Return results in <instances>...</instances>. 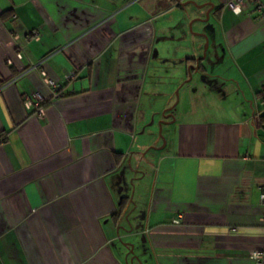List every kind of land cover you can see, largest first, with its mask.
Wrapping results in <instances>:
<instances>
[{
  "label": "crops",
  "instance_id": "0c3cea01",
  "mask_svg": "<svg viewBox=\"0 0 264 264\" xmlns=\"http://www.w3.org/2000/svg\"><path fill=\"white\" fill-rule=\"evenodd\" d=\"M187 1L0 0V264H254L264 0ZM191 91L216 107L173 120Z\"/></svg>",
  "mask_w": 264,
  "mask_h": 264
},
{
  "label": "rangeland",
  "instance_id": "374dc122",
  "mask_svg": "<svg viewBox=\"0 0 264 264\" xmlns=\"http://www.w3.org/2000/svg\"><path fill=\"white\" fill-rule=\"evenodd\" d=\"M206 16V12L203 15V18ZM212 21V17H210L209 19H207L204 23H210ZM189 23H191V21L188 22V25H190ZM200 23V22H198ZM202 23V22H201ZM192 28L188 29L189 33H195L196 30V25L197 22H193L192 24ZM206 60H201V59H195L194 62H197L199 64L198 66V70H206L210 73L211 71H213L212 67H208L207 64L205 63ZM191 66V70H190V75L194 74V76L190 79V86L194 87V86H198L200 83V79L197 78L198 76V72L194 69H197L196 65H190ZM182 95V94H181ZM180 95V96H181ZM178 97V95H177ZM175 98L174 102L172 103V105H174V109L172 110V119L178 121L179 119H181L182 117L186 116L188 114V111L196 106V108H203L204 106L210 105L212 107H216V105H212L211 103H215V100H213L212 97H206V94H204L203 92L197 91V92H187L185 95V100L183 99V97H181V101H180V105H177V100L178 98ZM184 100V101H183ZM183 101V102H182ZM171 105V106H172ZM163 111L160 112V114H162ZM167 112V111H166ZM164 116V115H163ZM166 119H157V121L155 122V125L152 126L151 130H152V137H153V145L158 144V146H160V143L162 141H164V137L165 135L168 133L169 128L172 129V125L171 124H167ZM169 127V128H168ZM153 154H158L159 151L155 150L152 151ZM146 180V179H145ZM135 183V190H136V194H138L139 192V184L140 182L138 180L134 181Z\"/></svg>",
  "mask_w": 264,
  "mask_h": 264
},
{
  "label": "built area",
  "instance_id": "2783aa9c",
  "mask_svg": "<svg viewBox=\"0 0 264 264\" xmlns=\"http://www.w3.org/2000/svg\"><path fill=\"white\" fill-rule=\"evenodd\" d=\"M245 2L246 0H231L227 6L232 12L238 14L242 11V7L244 6ZM261 7L262 6H259V8ZM261 11L264 14V7H262ZM31 36L34 40H38L39 38L38 31H33V33H31ZM16 56L19 59L21 58V54L19 52L16 53ZM74 76H75V71H70L64 75V81L70 80ZM45 82L52 87L55 96L58 95V92L62 88V83H55L47 79H45ZM42 102H43L42 97L37 93L26 95L23 99L24 106L27 109L34 110L35 114L39 117L43 116ZM259 202L262 206H264V185L261 187L259 192ZM180 219H181L180 216H178L175 219H173L172 222L178 224L180 223ZM260 221L263 223V228H264V213L260 216ZM250 257L254 261V264H264V243L259 250L252 252Z\"/></svg>",
  "mask_w": 264,
  "mask_h": 264
},
{
  "label": "water",
  "instance_id": "95a60500",
  "mask_svg": "<svg viewBox=\"0 0 264 264\" xmlns=\"http://www.w3.org/2000/svg\"><path fill=\"white\" fill-rule=\"evenodd\" d=\"M175 2V4L176 5H180V4H182L181 3V0H174ZM187 2H190V3H193L195 6H202V5H197L195 2H193V1H191V0H189V1H187ZM208 19V11L206 12V16L204 17V19H200V20H204V21H206ZM205 36V39H206V41H205V45H204V51H203V56H202V58H204L205 57V54H206V49H207V36L206 35H204Z\"/></svg>",
  "mask_w": 264,
  "mask_h": 264
},
{
  "label": "trees",
  "instance_id": "16d2710c",
  "mask_svg": "<svg viewBox=\"0 0 264 264\" xmlns=\"http://www.w3.org/2000/svg\"><path fill=\"white\" fill-rule=\"evenodd\" d=\"M168 1L173 3L175 2L174 0H168ZM259 122L261 123L264 122V117L259 118ZM121 203H124V201L122 200Z\"/></svg>",
  "mask_w": 264,
  "mask_h": 264
}]
</instances>
